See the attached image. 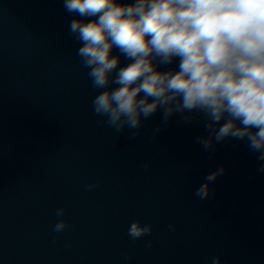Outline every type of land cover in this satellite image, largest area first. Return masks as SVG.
<instances>
[{"label": "water", "instance_id": "obj_1", "mask_svg": "<svg viewBox=\"0 0 264 264\" xmlns=\"http://www.w3.org/2000/svg\"><path fill=\"white\" fill-rule=\"evenodd\" d=\"M72 18L63 0H0V264H264L254 156L227 142L209 160L194 143L202 123L153 139L160 113L135 139L115 134L92 112ZM220 164L213 195L194 197ZM60 207L68 227L56 233ZM136 220L152 234L133 241Z\"/></svg>", "mask_w": 264, "mask_h": 264}, {"label": "clouds", "instance_id": "obj_2", "mask_svg": "<svg viewBox=\"0 0 264 264\" xmlns=\"http://www.w3.org/2000/svg\"><path fill=\"white\" fill-rule=\"evenodd\" d=\"M63 8L73 15L67 36L98 90L92 112L115 134L135 139L157 113L153 139L172 122L202 123L194 143L209 160L232 142L264 173V0H63ZM121 56L130 62L121 66ZM225 171L223 164L208 171L194 197L209 199ZM64 214L56 209V233L68 227ZM152 232L139 220L128 226L133 241Z\"/></svg>", "mask_w": 264, "mask_h": 264}]
</instances>
